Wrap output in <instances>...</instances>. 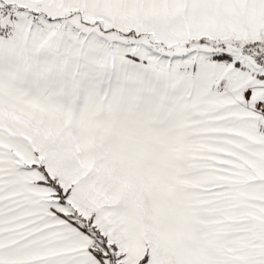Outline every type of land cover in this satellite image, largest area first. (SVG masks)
Wrapping results in <instances>:
<instances>
[{
	"label": "snow or ice",
	"instance_id": "snow-or-ice-1",
	"mask_svg": "<svg viewBox=\"0 0 264 264\" xmlns=\"http://www.w3.org/2000/svg\"><path fill=\"white\" fill-rule=\"evenodd\" d=\"M0 264H264V0H0Z\"/></svg>",
	"mask_w": 264,
	"mask_h": 264
}]
</instances>
